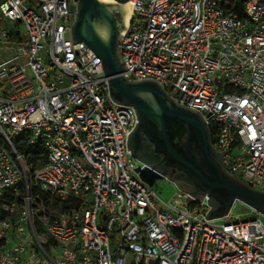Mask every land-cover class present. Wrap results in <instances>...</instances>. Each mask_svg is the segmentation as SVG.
<instances>
[{
	"label": "built area",
	"instance_id": "built-area-1",
	"mask_svg": "<svg viewBox=\"0 0 264 264\" xmlns=\"http://www.w3.org/2000/svg\"><path fill=\"white\" fill-rule=\"evenodd\" d=\"M112 2L132 3L124 74L200 110L229 171L264 190V0ZM77 4L0 0V45L14 49L0 62V264H264L263 213L207 218L208 194L174 181L167 200L141 177L136 108L74 41Z\"/></svg>",
	"mask_w": 264,
	"mask_h": 264
},
{
	"label": "water",
	"instance_id": "water-1",
	"mask_svg": "<svg viewBox=\"0 0 264 264\" xmlns=\"http://www.w3.org/2000/svg\"><path fill=\"white\" fill-rule=\"evenodd\" d=\"M127 9V3L79 0L73 31L75 42L85 41L102 58L113 99L136 108L139 122L129 134V149L144 137L161 156V163L177 170H165L140 158L145 166L135 168L141 177L153 185L157 178L167 175L201 201L208 194L212 208L207 218L225 216L237 200L264 214V190L227 169L224 154L229 149L217 151L211 125L204 114L179 102L159 81L132 80L124 74L127 64L120 41L125 37ZM179 172L194 187L188 188L176 180Z\"/></svg>",
	"mask_w": 264,
	"mask_h": 264
},
{
	"label": "rangeland",
	"instance_id": "rangeland-1",
	"mask_svg": "<svg viewBox=\"0 0 264 264\" xmlns=\"http://www.w3.org/2000/svg\"><path fill=\"white\" fill-rule=\"evenodd\" d=\"M3 24L8 26L9 28L17 27L15 22L6 21ZM7 44H10V42H8ZM13 54V48L6 47L5 44L0 45V62L11 57ZM152 186L164 199L167 200L173 199L176 196L178 188L176 183L167 175L164 177L157 178ZM232 212L235 217L241 216L240 218H250L259 214V212L254 211V209L250 205L246 204L241 200H237L235 202Z\"/></svg>",
	"mask_w": 264,
	"mask_h": 264
},
{
	"label": "flooded vegetation",
	"instance_id": "flooded-vegetation-1",
	"mask_svg": "<svg viewBox=\"0 0 264 264\" xmlns=\"http://www.w3.org/2000/svg\"><path fill=\"white\" fill-rule=\"evenodd\" d=\"M77 1H79V0H77ZM76 14H77V12H76ZM126 26H127V19L125 17V28H126ZM213 139L215 141L214 135H213ZM132 151L135 153L134 156L137 159H139V160H140V158L141 159H146L149 162H152L153 164H159L165 170L177 172V170L169 169L168 166H166L165 164L161 163V156H159V154H157L153 150L152 145L144 137H141L134 144L132 143ZM143 164L145 165V163H143ZM177 175H178V177L176 178V180H178L181 184L187 186L188 188L194 187V185L189 180H187L188 178L184 174H182L181 172H179Z\"/></svg>",
	"mask_w": 264,
	"mask_h": 264
},
{
	"label": "trees",
	"instance_id": "trees-1",
	"mask_svg": "<svg viewBox=\"0 0 264 264\" xmlns=\"http://www.w3.org/2000/svg\"><path fill=\"white\" fill-rule=\"evenodd\" d=\"M212 129V133L214 135V137L216 136V131L214 129V127H211ZM17 145L18 147L24 151L27 155V157L31 160L37 161V160H44L47 156L46 150L43 147L42 144H35L33 146H28L26 143V138H18L17 139Z\"/></svg>",
	"mask_w": 264,
	"mask_h": 264
},
{
	"label": "bare ground",
	"instance_id": "bare-ground-1",
	"mask_svg": "<svg viewBox=\"0 0 264 264\" xmlns=\"http://www.w3.org/2000/svg\"><path fill=\"white\" fill-rule=\"evenodd\" d=\"M106 1H112V0H106ZM128 9H127V12H126V19H127V22L129 21L130 17H131V14H132V3H128Z\"/></svg>",
	"mask_w": 264,
	"mask_h": 264
}]
</instances>
